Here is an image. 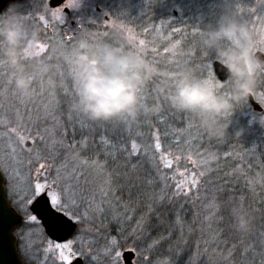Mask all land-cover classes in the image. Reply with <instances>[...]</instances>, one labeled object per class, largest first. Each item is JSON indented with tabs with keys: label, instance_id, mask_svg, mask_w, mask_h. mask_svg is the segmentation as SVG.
Returning a JSON list of instances; mask_svg holds the SVG:
<instances>
[{
	"label": "rangeland",
	"instance_id": "374dc122",
	"mask_svg": "<svg viewBox=\"0 0 264 264\" xmlns=\"http://www.w3.org/2000/svg\"><path fill=\"white\" fill-rule=\"evenodd\" d=\"M40 1L42 5L32 7L31 2L28 4V10L21 12L30 16L29 25L38 32V39L34 45H29L30 50L26 52L28 58L23 60L25 72L31 77L27 95H23L16 88L14 70L5 60L0 59V170L4 177L6 197L14 207L13 191L9 189L10 183L14 191L19 193L20 198L30 197L29 185L34 187L35 183L50 182L58 175L65 176L74 173L78 178L76 183L82 196H76L74 202L69 201L65 205V210H62L69 218L76 220L78 226L74 236L60 243L68 245V247L60 250L54 248L57 243L46 238L38 221L25 229L23 236L19 235L18 229L28 222V215H31L30 213L23 215L19 212L23 216V221L14 231L19 253L26 262L33 261L35 264H62V262L68 264L76 257L82 258L83 264H90L85 254L94 256V264H123V252L130 250L135 254L133 264H144L143 257L145 256L151 258L152 264L174 263V259H169L161 252V250H171L173 245L171 244L169 249H165L161 243L162 239L152 233L156 228L149 226L150 228L145 227L144 230L147 221L142 219L146 218H140L142 222L134 221L136 223L134 230H124L127 222H129L128 226L129 224L132 226L133 222L130 221V215L125 213L127 208L121 210L120 213L116 211L118 209L116 204L118 203L119 206L120 203V194L116 191L118 187H116L114 177L108 176L112 175L111 172L106 174V168L97 169L83 158L71 160L74 162L72 165H63L62 161L58 160L59 157H54L56 153H62L60 150L62 132L58 115L55 112L57 105L60 101L64 102L67 94H70V99H68L69 104L72 105L75 103L74 99L78 97L74 71L75 54L79 44L76 48L74 46L65 47L63 44L68 36L69 38L73 37L79 32L77 39L88 37V29L81 25L78 26L76 22L82 24L84 21V23L90 24L91 29H89L93 30L90 35V39L93 41L90 45L94 49L102 47L97 44L95 46V42L101 41L100 37L107 34V36L114 37L113 41L115 42H112L111 46L125 51H135L149 63H155L156 56L158 58L164 56L168 59L169 57L174 58L171 60V64H175V62L179 63V60L185 63L186 58L190 55L189 47L183 46V41L177 36V25L181 26L183 21L179 19L178 23L173 18L162 22L156 18L150 19V7L141 0H101L103 5L107 3L106 10L101 9V13H97V15L94 9L101 6L94 4L92 0H66L65 6L69 8L71 18L76 25V27H71L63 12V7L51 9L47 5L48 0ZM235 8L234 13L230 10L232 14L248 26L257 51H264V0H255L249 5L236 4ZM174 11L179 18V11L177 9ZM97 30H102L104 33H98ZM47 33L53 34L55 37L50 39L51 49L45 53L49 45L41 36ZM64 34H67V37L63 38ZM142 41L143 43H141ZM59 51L65 54L62 56L55 54L56 52L60 53ZM213 53L216 57V53L214 51ZM45 54L48 57L59 58L62 66L64 62V70L56 72L55 68L49 69L46 63L44 65L42 62H44ZM214 60L216 59L205 60V64L198 68L202 71L203 79L219 82L213 73L212 62ZM45 67L49 71H46L47 74L45 71L39 70ZM220 91L222 90L220 89ZM62 94L63 99H59ZM71 95L74 97L73 99H71ZM253 96L264 110V74L258 76L257 88ZM155 98L159 100V95L155 94ZM68 111L71 112V108ZM241 111L244 113L246 126L250 128V134H246L255 138L264 137V114L256 116L245 108ZM192 114L191 116L201 124L203 118ZM138 116L135 119L118 118L114 120L116 123L124 124V130L121 133H125L127 138H124L123 141L125 148L121 144L115 143L114 147L108 150L114 155L119 153L129 155L127 159H131V161H129L127 169L131 173H137L140 170L142 176L131 181L132 186L135 182V188L134 186L133 188L140 189L141 195L148 198L150 196L145 194L144 187L153 188L154 195L151 199L156 202L164 196L168 201L176 200L178 204L187 205L188 203L195 208H201L202 211L207 210V219L208 215L212 218L214 203L204 198L210 194L211 168L216 164L213 157L208 156L200 149L198 150V146L192 147L189 142L182 147L176 136L160 140L159 134H157L158 128L154 125L155 128L151 126L150 132L142 133L135 130L132 133L129 127V125L131 126L130 122H134ZM79 117L86 120L81 115ZM81 118L78 119L79 123L83 121ZM24 120H28L34 128H30L31 135L19 126L20 122ZM232 131H235V128ZM39 134H44L47 141L43 142ZM242 134L244 133L239 135ZM235 135L237 137L238 134L235 133ZM22 136L24 140L21 139ZM247 137L246 135L243 137L244 141ZM26 142H29V147L25 146ZM245 142L247 143L244 146V149L247 148L246 154L251 158H256V146L249 145L252 142ZM157 143L160 145L159 150L156 148ZM260 157L264 161V154ZM262 160H259V166H261ZM168 162L171 163V167H165ZM40 164H44L45 168L40 169ZM194 180L196 181L195 186H193ZM253 182L257 185L259 183L258 181ZM253 182L252 184L255 185ZM52 191L59 194L58 188H54ZM236 209H238L237 206ZM179 221L181 222V217H175L172 223L177 225ZM138 224L142 227L138 228ZM158 224L160 226V220ZM187 236H190L187 232H181V237L185 240L182 242L183 246L176 251L177 255L182 256L183 252L187 251V240L191 238V236L189 238ZM198 238L193 237L196 242H198ZM113 241H115L114 244ZM213 241L214 239L205 236L202 243L205 242L206 245H209ZM221 260L226 264L224 259Z\"/></svg>",
	"mask_w": 264,
	"mask_h": 264
},
{
	"label": "trees",
	"instance_id": "16d2710c",
	"mask_svg": "<svg viewBox=\"0 0 264 264\" xmlns=\"http://www.w3.org/2000/svg\"><path fill=\"white\" fill-rule=\"evenodd\" d=\"M97 1L92 0L94 4H100L102 7L100 9L106 10L105 5L107 3L103 5L101 0V2ZM141 1L147 3L146 5L150 7V19L156 18L162 22L163 20L173 18L178 23L179 19L183 21L181 26L177 25V36L183 41V46L189 47L190 55L186 58L185 63L179 60V63L175 62V64H171V60L174 58L169 57L168 59L164 56L158 58L156 56L155 63L151 64L160 70L159 74L155 75L144 87L142 94L143 107L138 118L134 122H130L131 126L129 125V127L132 133L135 130L146 133V131L150 132L151 126L153 127L154 125L158 128L157 134H159L160 140L165 137L171 139L176 136L178 143L182 147L189 142L192 147L198 146V150L200 149L208 156L213 157L216 164L211 168L209 181L211 187L209 189L210 194L204 198L214 203L212 218L208 215L207 219V210L202 211L201 208H195V206L188 203L187 205L178 204L176 200L168 201L164 196L156 202L154 199H151L154 195L153 188L149 189V187L147 189L144 187V192L150 196L149 198L142 196L140 189L135 190V182L133 188L131 181L139 179V176H142L140 170L137 173H131L127 169L129 161H131V159H127L129 155L121 153L114 155L108 151L114 147L115 143L121 144L125 148L123 141L124 138H127V135L121 133L124 130V124L122 122L116 123L114 120L110 122H94L88 120L86 117V120L79 117L81 114L77 113L75 115L74 111H68L72 106L71 103L69 104L70 94L65 96L67 99L64 98V102L60 101L55 112L58 115L60 131L62 132L60 146L62 153H56L57 155L55 154L54 157H59L58 160H61L63 165H72L74 162L71 160L83 158L88 164L97 169L106 168V174L111 172L112 175L108 176L114 177L116 187H118L116 191L120 194L119 201L121 205L120 203L119 206L118 203L116 204L118 207L116 211L120 213L121 210L123 211L127 208L125 213L130 215V221L133 222L132 226L130 224L128 226L129 222H127L125 229H123L134 230V225L136 224L134 221L142 222L140 218H146L142 219L143 221H147L144 225V230L145 227L156 228L157 230L154 229L155 231H152V233L158 235V238L162 237L161 243L165 246V249H169V245H173L171 250H161L162 255H166L169 259H174V263H170L224 264L221 260L224 259L226 264H264V161L260 159V156L264 154V137L258 136V138H255L246 134H250V128L246 126L244 113L241 110L245 108L256 116L263 115L264 111L261 114L253 113L248 101L241 102L240 105L236 106L232 114L221 118L220 122L228 125L226 130V135L228 136L225 135L220 138L210 135L202 123L199 124V121L191 116V113L188 112V114L187 111L174 108L166 98V94L171 90L172 83L168 79L167 74H188L194 78L203 79L202 71L198 67L204 65L205 60L216 59L212 50H207L202 46L200 42V30L205 29L210 24L215 25L226 8H229L234 13L236 11V4L249 5L255 0ZM31 2L32 7L42 5L40 0H25L11 3L7 7L15 6L19 12H23L28 10V4ZM174 9L179 11V18H177ZM76 24L88 29V37L77 39L80 32L70 38L66 36L67 34H64L62 35L63 38L67 37L63 41L65 47L74 46L76 48L81 40H87L89 44L93 41L90 39V35L93 33V30L90 31V24L84 23V21H82V24L79 22H76ZM98 33L104 32L101 30ZM111 36H107V34L102 35L100 37L101 41L95 42V46L96 44L100 47L111 46V43L115 42L113 41L114 37ZM41 37L49 45L45 51L47 53L51 49L50 39L54 38L55 35L53 37V34L47 33ZM55 54L62 56L65 53L56 52ZM46 55L43 59L44 62H42L44 65L46 63L49 69L55 68L56 72L64 70V62L62 66L59 58L55 56L48 57ZM187 67L191 72H187ZM221 90V92L227 91V89ZM155 94L159 95L160 101L155 98ZM63 97L62 94V96H59V99H63ZM71 97V99L74 98L72 95ZM77 99L78 97L74 101L76 102ZM79 118L83 119L82 123H79ZM19 126L29 135H31L30 128L34 129L28 120L21 121ZM234 128L235 131H232ZM235 133L238 134L237 137H235ZM241 133L244 134L239 135ZM39 135L40 139H43V142L47 141L44 134ZM245 135L248 136L245 141L252 142L249 145H254L257 148L256 158H251L246 154L247 148L244 149V146L247 143L243 138ZM107 144L109 146H106ZM259 160H262L261 166H259ZM49 163L52 164V162ZM253 181H258V185ZM236 206L238 207L237 210L245 216L248 222L249 227L245 232H239L232 226V210L236 209ZM175 217H181V222L179 221L177 225H173L172 223ZM159 220L161 222L160 226L158 224ZM114 227L115 225L112 227V230ZM182 231L187 232L191 238L187 236L189 238L187 240V251H184V254L181 256L180 254L177 255L176 251H178L179 247L183 246L182 242L185 240L181 237ZM205 236L214 239V241L209 245H206L205 242L202 243ZM193 237H199L198 242ZM19 254L22 261L27 264L21 253Z\"/></svg>",
	"mask_w": 264,
	"mask_h": 264
},
{
	"label": "clouds",
	"instance_id": "9594fccd",
	"mask_svg": "<svg viewBox=\"0 0 264 264\" xmlns=\"http://www.w3.org/2000/svg\"><path fill=\"white\" fill-rule=\"evenodd\" d=\"M29 17L15 6L0 13V58L14 70L15 86L23 95L29 93L31 85L23 60L28 58L29 45L38 39V32L29 25ZM200 42L216 53V61L226 70V79L217 82L169 73L172 83L166 98L174 108L201 116L209 134L222 138L228 125L221 123V118L247 101L257 88L258 76L264 74V59H261L264 51L257 52L248 26L229 8L215 25L200 30ZM159 71L135 51L110 45L94 49L87 40H81L74 71L78 99L71 110L94 122L135 119L143 107L144 87ZM222 88L227 91L221 92ZM232 216V226L245 232L249 227L245 216L237 209L232 210Z\"/></svg>",
	"mask_w": 264,
	"mask_h": 264
},
{
	"label": "snow or ice",
	"instance_id": "6c2138e0",
	"mask_svg": "<svg viewBox=\"0 0 264 264\" xmlns=\"http://www.w3.org/2000/svg\"><path fill=\"white\" fill-rule=\"evenodd\" d=\"M141 43H143V41ZM21 139L24 140V137L22 136ZM156 148L159 150V143L156 144ZM39 167L40 169H44L45 165L40 164ZM165 167H171V163H166ZM77 180L78 178L74 173L65 176L58 175L50 182L46 181L43 184L35 183L34 187L29 185L31 196H25L23 198L19 197V193L14 191L10 183L9 189L13 191L15 208L14 210L0 208V241H2L4 235L10 232L12 228L20 225L22 216L17 215V211L23 215L35 213L33 215H28V222L21 225L18 229L19 235L23 236L24 230L31 227L32 224L37 221V217H39L40 220L45 221L42 227L48 230L47 234L53 239H59L60 237L58 234L67 226V221L64 220L62 210H65V205L69 201L74 202L76 196H82V193L78 190ZM195 184L196 181L194 180L193 186H195ZM54 188H58L59 194L52 191ZM184 195L186 196L187 193L185 192ZM137 227L140 228L142 225L138 224ZM159 239H162V237ZM114 243L115 241H113V244ZM64 247H68V245H61L60 243L54 245L56 250H60ZM2 254L3 248L2 245H0V255ZM85 255L86 258L89 259L90 264H94V256H92V254ZM143 260L144 264H152L151 258L147 256L143 257Z\"/></svg>",
	"mask_w": 264,
	"mask_h": 264
},
{
	"label": "water",
	"instance_id": "95a60500",
	"mask_svg": "<svg viewBox=\"0 0 264 264\" xmlns=\"http://www.w3.org/2000/svg\"><path fill=\"white\" fill-rule=\"evenodd\" d=\"M17 1H22V0H0V13H2V11L6 8V6L9 3L17 2ZM64 3H65V0H48V2H47L49 8H51V9L57 8ZM64 12L68 13V9L64 8ZM74 23L75 22L72 21L71 25H73ZM257 52L259 53L261 51H257ZM261 59H264V55H261ZM212 68H213V73H214L215 77L219 81L220 80L224 81L226 79V70L223 69L222 66L216 60H214L212 62ZM247 101H248V104H249L251 111L253 113L261 114L264 111L263 107L259 104V102H257L255 100L253 95H251L247 99ZM25 146L29 147V142H26ZM0 208H3L5 210H14V207L9 205V203L7 201L5 188H4V177L1 173V171H0ZM31 214H35V213H31ZM17 215H20V214L17 212ZM37 220L40 222L41 226L45 223V221L40 220L39 217H37ZM64 220L67 221V226L65 227V229L63 231H61L58 234L60 237L59 239H53L52 237H50L47 234L48 230L43 227L45 234L50 239L58 241V242H62V241L67 240L71 236V234L73 233L76 224L74 221H72L70 218H68L65 214H64ZM21 222H22V220H21ZM17 227H18V225H17ZM15 228L16 227L12 228L10 232H7L4 235L2 241H0V245H2V248H3V254L0 255V264H23V262L19 256V253L17 251V248H16L17 239L13 233ZM134 257H135V254L133 251L128 250V251L123 252L122 258H123L124 264H132V260L134 259ZM70 264H82V262H81L80 258H75V260Z\"/></svg>",
	"mask_w": 264,
	"mask_h": 264
},
{
	"label": "flooded vegetation",
	"instance_id": "af4514ba",
	"mask_svg": "<svg viewBox=\"0 0 264 264\" xmlns=\"http://www.w3.org/2000/svg\"><path fill=\"white\" fill-rule=\"evenodd\" d=\"M22 1H25V0H22ZM22 1H17V2H22ZM12 3H15V2H12ZM65 3H66V0H65ZM65 3L62 4L61 6H59V8H60V7H63V12H64V8H67V9H68V13L64 12V14L66 15V17H67V19H68V21H69V25H70L71 27H76L75 23H74L73 25H71V22L74 21V20H72V18H71V12H70L69 8L65 6ZM10 4H11V3H10ZM95 10H96V13H101V9H100V8L96 7ZM65 27H66V26H65ZM66 28H67V27H66ZM62 212H63V211H62ZM63 213H64V212H63ZM64 214H65V213H64ZM65 215H66V214H65ZM66 216H67V215H66ZM67 217H68V216H67ZM68 218H69V217H68ZM70 219H71V218H70ZM71 220L75 222L76 226H75V229H74L73 233L71 234V236H70L67 240H69L72 236H74V234H75V232H76V230H77V226H78V222H77L76 220H73V219H71ZM45 236H46V235H45ZM46 238H47L48 240H51V241L55 242V243H63V242H65V241H67V240H65V241H62V242H58V241H55V240L50 239L48 236H46ZM76 258H78V257H76ZM134 258H135V257H134ZM80 259H81V262H82V264H83L84 262H83L82 258H80ZM74 260H75V258H74L71 262H69L68 264L72 263ZM122 260H123V258H122ZM133 260H134V259H133ZM133 260H132V264H133ZM27 264H35V263H33V261H30L29 263L27 262ZM123 264H124V262H123Z\"/></svg>",
	"mask_w": 264,
	"mask_h": 264
}]
</instances>
